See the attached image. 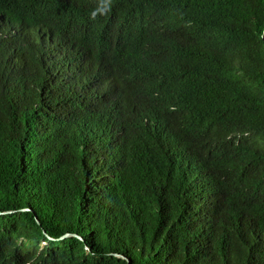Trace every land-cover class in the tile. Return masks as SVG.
I'll return each instance as SVG.
<instances>
[{
    "label": "trees",
    "instance_id": "trees-1",
    "mask_svg": "<svg viewBox=\"0 0 264 264\" xmlns=\"http://www.w3.org/2000/svg\"><path fill=\"white\" fill-rule=\"evenodd\" d=\"M0 212V264H264V0H0Z\"/></svg>",
    "mask_w": 264,
    "mask_h": 264
},
{
    "label": "water",
    "instance_id": "water-1",
    "mask_svg": "<svg viewBox=\"0 0 264 264\" xmlns=\"http://www.w3.org/2000/svg\"><path fill=\"white\" fill-rule=\"evenodd\" d=\"M1 213V212H0ZM68 235H70L69 233H65L64 235H62L60 238H63V237H65V236H68ZM75 236H77V235H75ZM78 237V236H77ZM48 238H50L49 236H48ZM50 239H52V238H50ZM128 260V259H127Z\"/></svg>",
    "mask_w": 264,
    "mask_h": 264
}]
</instances>
